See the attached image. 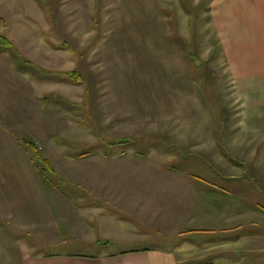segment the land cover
<instances>
[{
  "label": "rangeland",
  "instance_id": "rangeland-1",
  "mask_svg": "<svg viewBox=\"0 0 264 264\" xmlns=\"http://www.w3.org/2000/svg\"><path fill=\"white\" fill-rule=\"evenodd\" d=\"M51 1L55 7L53 26L32 0H0V33L13 43L21 56L52 72L75 71L86 80V84L33 80L27 73L18 71L9 52H0V214L20 231L33 227V223L26 222L31 216L42 237L47 234L42 227L47 224L44 218H53L56 225L52 206L55 200L68 210L79 204L94 205L98 200L110 209L117 208L118 217L129 218V206L135 208L138 202L143 206L146 199H153L148 188L156 183L155 175L164 171V167L188 172L211 171L207 164L192 165L178 155L156 157L160 149L166 148L167 141L181 144L183 137L188 140V132L181 130L190 129L193 122L190 112L198 104L191 96L193 89L187 84L177 49L164 46L161 36L164 27L158 20L155 4L147 3L138 11L131 0H102V9L97 10L94 0ZM193 6L200 9L195 21L197 33L193 35L190 28L193 20L187 25L186 15L183 16L180 8L178 22L194 53L205 61L204 66L198 64L195 54L186 57V50V54L180 51L185 61L191 62L189 68L193 75L204 76L207 70L213 90H217L222 70L217 61L210 62L215 54L212 52L211 56L207 46V5ZM97 11L102 24L98 34L91 23ZM50 41L64 47L55 48ZM155 47L159 51L154 52ZM201 92L211 110L217 111L220 101L214 98L204 80ZM46 96L52 100L58 96L64 109L51 105L52 100L51 103L42 101ZM219 112L218 116L214 112L216 120L221 118ZM235 118L236 114L230 121ZM14 134L34 140L50 160L57 177L67 181L70 188H57L54 183L53 187L47 186ZM56 137H63L74 145L57 141ZM127 138L133 141L113 143ZM117 146L126 148L121 151L114 148ZM76 147L91 152L97 149L100 154L77 157L73 155ZM183 147L186 152L195 150L191 142H184ZM107 150L117 151L106 155ZM136 151H152V154L141 159L136 155L143 154ZM159 178L165 180V176ZM168 180L171 182L170 177ZM54 187L53 192L46 190ZM85 193L88 195L83 196ZM78 209L76 213H66L68 218L91 219L99 214L94 209ZM135 213L148 219L151 215ZM22 223L27 224L20 226ZM135 224L139 229L145 226L140 219ZM2 225L11 234L12 228ZM115 229H118L116 225ZM156 244L170 245L169 242ZM17 245H11L12 249L16 250ZM143 246L152 245L118 239L107 242L99 238L92 243L76 239L45 248L51 253L97 255Z\"/></svg>",
  "mask_w": 264,
  "mask_h": 264
},
{
  "label": "crops",
  "instance_id": "crops-1",
  "mask_svg": "<svg viewBox=\"0 0 264 264\" xmlns=\"http://www.w3.org/2000/svg\"><path fill=\"white\" fill-rule=\"evenodd\" d=\"M32 1L48 23L55 25L52 1ZM131 1L138 11L147 3L155 4L158 20L164 27L161 32L164 46L177 49L187 84L193 89L191 96L198 104H194L190 112L193 121L190 129L181 130L188 132V140L183 137L181 144L167 141L166 148L160 149L156 157L176 158L178 155L192 165L207 164L211 171L188 172L164 167V171L155 175L156 183L148 188L153 199H146L143 206L139 202L135 208L129 206V218L118 217L117 208L110 209L108 204L98 200L94 205L79 204L69 210L55 200L52 206L56 225L53 218H44L47 224L42 227L47 234L43 237L36 231V222L31 216L30 221H24L33 223V227L20 231L0 214V263L264 264V0ZM94 2L96 9L101 10L102 0ZM200 4L207 5V46L211 56L212 52L215 54L210 62L217 61L222 70V75L215 70L220 84L215 91L208 71H204L205 77H195L189 68L191 62L182 56L185 50L186 57L195 51L180 30L178 10L186 15L187 25L193 20L190 28L195 35L200 9L193 5ZM91 23L98 34L102 29L98 11L91 17ZM50 42L55 48L64 47V44ZM153 49L159 51L156 47ZM194 57L204 66V60L196 54ZM203 80L210 86L214 98L220 101L217 111L213 108L217 116L220 111V120L215 119L202 95ZM234 114L236 118L230 121ZM184 142H191L195 150L186 152ZM150 152L136 157L147 159ZM159 176H165V180L161 181ZM169 177L171 182H168ZM46 190L53 192L56 188ZM75 209H94L99 214L91 219L78 220L77 216L69 219L66 213H76ZM135 211L151 215L148 219ZM139 219L145 225L142 229L135 224ZM2 223L12 228L11 234ZM114 225L118 229L114 230ZM99 238L152 246L103 251L97 255L51 253L45 248L76 239L92 243ZM167 242L170 245L156 244ZM13 244H18L16 250L12 249Z\"/></svg>",
  "mask_w": 264,
  "mask_h": 264
},
{
  "label": "trees",
  "instance_id": "trees-1",
  "mask_svg": "<svg viewBox=\"0 0 264 264\" xmlns=\"http://www.w3.org/2000/svg\"><path fill=\"white\" fill-rule=\"evenodd\" d=\"M5 51L9 52L11 58L16 64V68L18 69V71H20L21 73H25V74L27 73L30 76V78L33 80H38V81H42V80L65 81L66 80V81H71L76 84H86V80L82 78V75L75 71H72V72L59 71L56 73V72H52L47 69L41 68L40 66L36 65L35 63L28 60L24 56H21L18 50L16 49V47L13 45V43L9 39H7L6 36L0 33V52L4 53ZM71 76L73 79L70 78ZM44 99H46V102L51 103L52 99L51 98L49 99L48 96L43 97L41 100L44 101ZM51 105H59L61 108H63L61 101L58 99V96L56 98H53ZM66 110L71 111L70 109H66ZM14 137L17 139V141L19 142L21 146H23L29 151L34 164L36 165L37 169L40 171L41 176L44 180V183L47 186L49 185L53 187V183H54L57 188H70L69 187L70 185L69 183L67 184V181L57 177L56 171L53 168L50 160L43 155L40 147L36 144L34 140H32L31 138L25 135H21V134L20 135L14 134ZM131 139L132 138L121 139L118 141H114L113 143L117 145H121L122 143H125V142H131ZM56 140L61 141L62 143H65V144L74 145L63 137H56ZM135 147L137 146H134V148ZM114 148L118 150L122 149L121 151H124L126 147L120 148V146H117ZM75 149L77 150H74L75 153H73V155L77 157H81V158L90 156L91 154H95V155L100 154L97 149L94 150L93 152H91V150H88V149L79 150L78 147H76ZM116 151L117 150H111V152L109 153V150H107V151H104L105 152L104 154L112 155V153ZM141 153L143 154L144 152H140L139 154Z\"/></svg>",
  "mask_w": 264,
  "mask_h": 264
}]
</instances>
